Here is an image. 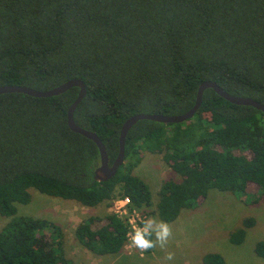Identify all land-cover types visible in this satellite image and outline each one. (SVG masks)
Returning a JSON list of instances; mask_svg holds the SVG:
<instances>
[{"label": "trees", "instance_id": "16d2710c", "mask_svg": "<svg viewBox=\"0 0 264 264\" xmlns=\"http://www.w3.org/2000/svg\"><path fill=\"white\" fill-rule=\"evenodd\" d=\"M72 78L86 86L74 120L100 138L109 164L126 119L183 114L206 80L264 104V0H0V86L48 90ZM78 91L0 94V215L9 218L0 229V264H72L59 225L16 214L32 188L87 207L117 197L138 210L150 207V187L134 173L144 151L162 154L181 177L159 188L162 221L175 220L211 188L238 195L252 183L264 196V111L206 88L186 121H137L126 134L123 163L97 181V145L67 123ZM252 225L244 219L230 242L240 244ZM128 229L111 212L88 217L75 236L95 254H114ZM254 251L264 258V240ZM202 262L226 264L216 252Z\"/></svg>", "mask_w": 264, "mask_h": 264}, {"label": "rangeland", "instance_id": "374dc122", "mask_svg": "<svg viewBox=\"0 0 264 264\" xmlns=\"http://www.w3.org/2000/svg\"><path fill=\"white\" fill-rule=\"evenodd\" d=\"M134 173L148 183L152 193V205L143 213L146 218L161 220L156 211L159 188L163 181H178L181 177L165 163L162 154L147 151L142 152V159ZM30 193L29 203L16 204V214L46 218L59 225L64 251L72 264H203L202 257L209 252L221 254L226 264H264V258L254 251L255 243L264 240V196L252 183L238 195L209 189L201 201L183 209L175 220L167 222L173 236L165 249L156 247L143 254L126 244L119 253L98 255L77 240V226L90 216L103 218L111 213V204L87 207L33 188ZM246 218H252L253 225L246 229L240 244L231 243L230 233L240 227ZM8 220V217L0 215V229ZM168 251L175 254L173 262L164 259Z\"/></svg>", "mask_w": 264, "mask_h": 264}, {"label": "water", "instance_id": "95a60500", "mask_svg": "<svg viewBox=\"0 0 264 264\" xmlns=\"http://www.w3.org/2000/svg\"><path fill=\"white\" fill-rule=\"evenodd\" d=\"M73 86L79 87V91H78L76 99L68 107L67 123H68L69 128L72 131L91 139L97 145L99 153H100V164L96 167L94 171V178L97 181H106L115 175L118 168L123 163L126 134L129 131V129L137 121L142 120V119H148V120L158 121L162 123H180V122L186 121L190 119L200 107L201 102H202V94L206 88H212L217 94H219L221 97L225 98L226 100L232 103L239 104V105H249L258 110L264 111L263 103H260L250 97H243V96L229 94L228 92L224 91L214 81L206 80L198 86L196 100H195L194 105L183 114L163 115V114L138 113L126 119L123 122L121 129H120V133H119L118 154L116 158L114 159V161L111 164H109L106 148L104 144L102 143V141L100 140V138L93 131H90L88 129H85L79 126L74 120V110L76 109L77 105L79 104V102L82 100V98L86 94V86L82 80L72 78L48 90H37L34 88H30L27 86H20V85H4V86H0V94L10 93V92H19V93H25L27 95H31L34 97H50L53 95L61 94Z\"/></svg>", "mask_w": 264, "mask_h": 264}, {"label": "clouds", "instance_id": "9594fccd", "mask_svg": "<svg viewBox=\"0 0 264 264\" xmlns=\"http://www.w3.org/2000/svg\"><path fill=\"white\" fill-rule=\"evenodd\" d=\"M172 236V228L167 222L148 217L141 219L140 224L130 233V246L140 250L141 254L156 247L165 249ZM164 259L173 262L175 254L168 251Z\"/></svg>", "mask_w": 264, "mask_h": 264}, {"label": "built area", "instance_id": "2783aa9c", "mask_svg": "<svg viewBox=\"0 0 264 264\" xmlns=\"http://www.w3.org/2000/svg\"><path fill=\"white\" fill-rule=\"evenodd\" d=\"M111 211L118 217H121L127 221L129 229L127 232L126 244L130 246V233L136 226L140 224L141 219L146 218V215L143 213V211L132 207L131 201L128 197H117L114 199L111 204Z\"/></svg>", "mask_w": 264, "mask_h": 264}]
</instances>
